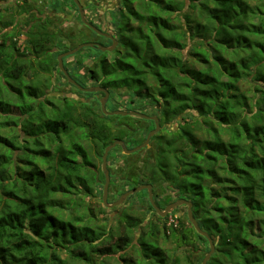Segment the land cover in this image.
Wrapping results in <instances>:
<instances>
[{
	"label": "trees",
	"instance_id": "16d2710c",
	"mask_svg": "<svg viewBox=\"0 0 264 264\" xmlns=\"http://www.w3.org/2000/svg\"><path fill=\"white\" fill-rule=\"evenodd\" d=\"M11 1L28 21L21 51L15 13L0 8V264H180L161 242L170 236L192 245L184 260L193 264L190 231L207 240L193 226L167 224L170 213L135 240V216L121 215L116 234L93 220L83 196L104 178L93 157L136 130L142 142L154 122L115 120L92 101L48 96L55 71L65 78L57 54L69 47L58 38L72 44L75 33L58 27L56 12L36 18L29 0ZM116 1L105 11L118 44L81 48L92 60L86 73L110 94L126 90L135 109L152 105L163 126L148 158L129 162L146 147L123 154L118 170L133 187L151 184L161 209L192 202L215 245L206 264H264V0ZM82 25L78 39L86 33L110 45ZM72 55L63 58L71 75Z\"/></svg>",
	"mask_w": 264,
	"mask_h": 264
},
{
	"label": "rangeland",
	"instance_id": "374dc122",
	"mask_svg": "<svg viewBox=\"0 0 264 264\" xmlns=\"http://www.w3.org/2000/svg\"><path fill=\"white\" fill-rule=\"evenodd\" d=\"M53 1L55 2L56 0H29L28 5L32 7L29 16L39 18L49 15L53 19L52 15L54 12H56L57 18L55 21L57 22L58 27L63 31H66L67 33L70 34L75 33L74 43H76V45L86 41L96 42L95 39L88 36L86 33H83L80 36V39H78L79 38L78 32L81 30H85V28L82 25L83 24L82 21L77 16V13L74 9V5H72L71 1L58 0L59 6L57 10L53 8L52 5ZM80 2L84 8V12H85L84 14L86 19L88 20L91 18L92 20L97 22L95 26H97L99 29L111 33L112 28H110L107 22L112 17L108 15V13L105 10L107 8L114 7L117 1L116 0H80ZM6 7H10L11 10L14 11L15 13V19L17 20L16 28L17 31L19 30L20 33L18 37V41L22 40L21 43L24 44L23 36H24V32L27 29L26 21H28V18L24 17L23 13L20 14L21 9L20 7L16 6V1L10 0L8 1L7 4H0V8H6ZM58 9H62V11H59ZM86 32L88 33V29L86 30ZM58 39H61L62 40L61 42L66 43V45L69 48L73 47L72 44L74 43L70 44L71 42H69L70 40H68V38L59 37ZM52 49L56 50L57 48L53 46ZM79 52L80 54H75L66 58L67 66L72 73V75L70 74L71 77H73L74 79L79 77L82 80V82H84L83 86L98 85L95 84V82L92 81L91 78L86 73V67L91 65L92 62L91 57L88 56L87 48L79 50L78 53ZM79 61H81V65H78ZM47 95L55 96V97H61L66 95L73 99H78V100L84 99V100L92 101V103L95 106L98 105L97 107H100L99 99L103 96V93L80 91L74 85L70 84L66 80V78L60 75L58 71H55V75L53 76L51 83L48 87ZM128 99H129V95L124 89L116 90L112 94L109 93V97L106 103V109L107 110H114V109L137 110L140 112H144L146 114L153 115L152 113L154 112V107L152 105L146 104L145 107L143 108L135 109L137 108V106H134L131 103H129ZM110 116H113L114 117L113 119L115 120L122 119L119 117L122 115H110ZM130 116L131 117L127 119L129 121L138 118L133 115ZM160 125H161L160 129H162L163 126L161 123ZM136 131L137 133L134 135V138L123 139L127 147L129 148L133 147L134 143H135L134 146L141 143L140 140H142L143 131L142 130H136ZM154 146H155L154 142L152 143L149 142L146 146V149L142 150L132 158H129V162H134L133 164L140 165L142 163L141 159L144 157L148 158L147 156L150 155L151 153L150 151L154 150ZM109 153L110 154L108 158L109 160H107V168L110 167L113 177L109 179L106 200L108 203H111L117 200L121 193H123L124 191H126L127 189L133 186L130 181L124 179V175L121 174L120 170H118L119 168L122 167L123 162L125 161V159H123L122 157L124 154L122 149L116 146L112 148ZM93 160L96 163L97 166L96 169L102 172L101 169L102 161L96 156L93 157ZM103 185H104V178L100 173V182L95 188L96 189V191H94L95 194L90 196H86V195L83 196L85 204H87L88 207L90 208L89 211H92V215L94 216L93 220L97 224L103 226L104 228L111 227L113 229L114 234H116V232L120 230L117 227V223H118V218L121 215L130 214L132 216H135L141 222L139 228L135 229V234H134V240H135L140 229H148L150 224L159 223L160 225L163 222L162 219L157 218L159 217V215L154 210L149 208L148 193L146 189L127 196L121 203L117 205L108 207L104 205L102 200ZM175 208H173L171 212H169L170 215H168L166 219V223L177 224V222H182L183 225L187 227V229H190L192 225L186 216V209H187L186 205H181ZM68 213L69 212L65 210V214ZM190 237L192 238L191 243H193V248L196 253V255L193 256L192 258L193 264H201L202 260H200L199 257H201L203 253L207 252L206 248L208 247V241L205 242L202 239L197 238V236L192 231H190ZM161 242L168 248V251L171 254H174L180 258L179 259L180 264H188L187 261L184 260V255L189 252L190 248H192L191 244L184 245L180 243L178 239L174 236L168 237L166 240H164V242L161 240ZM129 252H133V251H129ZM108 262L110 264H119L114 259H110L108 260Z\"/></svg>",
	"mask_w": 264,
	"mask_h": 264
},
{
	"label": "water",
	"instance_id": "95a60500",
	"mask_svg": "<svg viewBox=\"0 0 264 264\" xmlns=\"http://www.w3.org/2000/svg\"><path fill=\"white\" fill-rule=\"evenodd\" d=\"M73 2L75 3V5L78 9V12L80 15V20L82 21V23L85 24L86 26H88L91 30H93L97 34L108 38L111 41V44L110 45H103L99 42L86 41V42L79 43V44L75 45L74 47L69 48L63 52H60L59 54H57V65H58L59 70L63 73L66 80L69 83H71L72 85H74L78 90L84 91V92H102L103 96L99 99V103H100V109L104 115H122V116L133 115V116H136L139 118L149 119V120H152L154 122V128H152L151 130L148 131V133L145 136V139L140 144L129 148V147H127V145L123 139H114L111 143L107 144L104 147V150L102 153V158H101V161H102L101 169H102V172L104 174V185H103V192H102V200H103L104 205H106L108 207L117 205V204L121 203L127 196H129L133 193H136L138 191L144 190V189L147 190L148 201H149L150 205L155 210V212L161 217L166 216L175 207H178L181 205H186V208H187L186 209V215H187V218L190 221L191 225L194 227V229L196 230L197 233H199L200 235L205 237L206 240L208 241L209 250L205 253V255L201 261V264H206L209 257L214 252V249H215L214 241H213L212 237L208 234V232L203 230L202 228H200V226L198 225V222L192 213V202H190L189 200L182 198V197L177 198V199L169 202L163 209H161L156 204V202L154 200L152 185L149 183H142V184L136 185L134 187H131L130 189H127L126 191L121 193L117 200H115L111 203L107 202L106 194H107V188H108L109 179H110L109 170L107 168V156H108L109 151L112 148L119 146L122 149L124 154H130V153L136 152V151L147 146L151 136L160 130L161 125L159 123V118L156 115H150V114H146L144 112H140L137 110H129V109L107 110L106 109V103H107L109 93H110L107 88H105L101 85L83 86L80 83H78L73 77H71V75L69 74V72L67 71V69L64 66V62H63L64 57L76 53L77 51H79L83 47H96L101 51H112L118 44L117 39L111 33L107 32V31H103L102 29H99L97 26H95L94 24H92L90 21H88L86 19L85 14H84V9H83V6H82L80 0H73Z\"/></svg>",
	"mask_w": 264,
	"mask_h": 264
},
{
	"label": "built area",
	"instance_id": "2783aa9c",
	"mask_svg": "<svg viewBox=\"0 0 264 264\" xmlns=\"http://www.w3.org/2000/svg\"><path fill=\"white\" fill-rule=\"evenodd\" d=\"M19 40H21V39H19ZM21 42H22V40H21V41H18V42H17V46H18L19 49L22 51V50L24 49V44H22Z\"/></svg>",
	"mask_w": 264,
	"mask_h": 264
},
{
	"label": "flooded vegetation",
	"instance_id": "af4514ba",
	"mask_svg": "<svg viewBox=\"0 0 264 264\" xmlns=\"http://www.w3.org/2000/svg\"><path fill=\"white\" fill-rule=\"evenodd\" d=\"M84 9V8H83ZM85 13V12H84ZM93 31V30H92ZM104 31V30H103ZM99 35V34H98ZM101 36V35H100ZM108 39V38H107ZM111 44V43H110ZM154 128V127H153ZM151 130V129H150ZM130 189V188H129Z\"/></svg>",
	"mask_w": 264,
	"mask_h": 264
}]
</instances>
